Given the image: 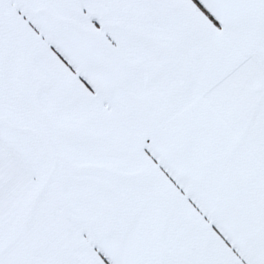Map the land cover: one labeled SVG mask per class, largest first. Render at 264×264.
<instances>
[{
    "label": "snow or ice",
    "instance_id": "1",
    "mask_svg": "<svg viewBox=\"0 0 264 264\" xmlns=\"http://www.w3.org/2000/svg\"><path fill=\"white\" fill-rule=\"evenodd\" d=\"M0 264H264V0H0Z\"/></svg>",
    "mask_w": 264,
    "mask_h": 264
}]
</instances>
